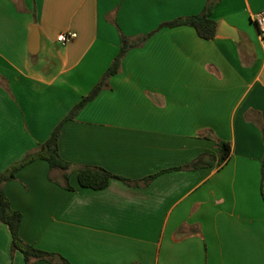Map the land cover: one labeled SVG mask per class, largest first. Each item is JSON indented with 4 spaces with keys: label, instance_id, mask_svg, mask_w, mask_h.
<instances>
[{
    "label": "crops",
    "instance_id": "0c3cea01",
    "mask_svg": "<svg viewBox=\"0 0 264 264\" xmlns=\"http://www.w3.org/2000/svg\"><path fill=\"white\" fill-rule=\"evenodd\" d=\"M208 1L0 0V172L47 140L122 37L142 40L60 127L72 189L40 158L4 184L24 242L70 264H264V46L251 18L264 0H213L210 39L160 26ZM220 141L229 152L219 164ZM82 166L130 183L80 187ZM10 241L0 222V264H25Z\"/></svg>",
    "mask_w": 264,
    "mask_h": 264
},
{
    "label": "trees",
    "instance_id": "16d2710c",
    "mask_svg": "<svg viewBox=\"0 0 264 264\" xmlns=\"http://www.w3.org/2000/svg\"><path fill=\"white\" fill-rule=\"evenodd\" d=\"M215 1H208L203 12L197 15H192L188 17L176 18L174 20L164 22L160 26H179L188 25L195 29L196 33L204 38L210 39L215 36L217 23L210 17ZM142 41V40H141ZM130 41L126 37H122L120 48L116 56L114 57L111 65L108 67L107 71L101 78V80L93 87V89L69 111V113L59 122L56 127L52 130L51 134L47 140L34 150L27 152L19 161L14 162L6 170L0 172V222L4 223L10 233V249L11 251L19 250L23 257L25 264H31L37 260H44L51 264H70L65 258L57 253L46 252L35 248L31 244L24 242L19 236V226L22 220V215L19 211H16L10 207L9 201L4 193V184L7 181L13 180L15 178L16 172L25 164L35 160L43 159L48 163L51 170H58L62 173L63 186L66 189L71 190L72 187L68 184V174L71 170V164L63 160L57 149V139L60 133V127L63 122L71 120L77 114L79 109L83 107L88 101L95 97V95L102 89L105 84L106 79L115 73L120 65L121 59L125 52L140 42ZM219 149V164L226 160L229 152V147L226 142L220 141L217 143ZM199 159H196L191 163L192 168H196L199 165ZM77 182L80 187L101 189L104 188L110 179H119L125 183H130L129 180L116 176L109 171L100 167H90L82 166L77 169ZM155 175L149 176L142 180V183H149ZM138 185V182H133Z\"/></svg>",
    "mask_w": 264,
    "mask_h": 264
},
{
    "label": "built area",
    "instance_id": "2783aa9c",
    "mask_svg": "<svg viewBox=\"0 0 264 264\" xmlns=\"http://www.w3.org/2000/svg\"><path fill=\"white\" fill-rule=\"evenodd\" d=\"M251 18L257 27L258 35L260 37L262 45L264 46V9L254 13ZM74 37V33L60 34L57 36V40L61 42H67Z\"/></svg>",
    "mask_w": 264,
    "mask_h": 264
},
{
    "label": "water",
    "instance_id": "95a60500",
    "mask_svg": "<svg viewBox=\"0 0 264 264\" xmlns=\"http://www.w3.org/2000/svg\"><path fill=\"white\" fill-rule=\"evenodd\" d=\"M217 33L223 34V35H229L231 38H234V32L232 31V29L230 27H227L225 25H221L220 28L218 29ZM38 48V35H37V30L36 27L33 26L32 28V34L29 40V52L31 54L36 53Z\"/></svg>",
    "mask_w": 264,
    "mask_h": 264
}]
</instances>
